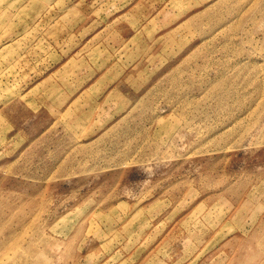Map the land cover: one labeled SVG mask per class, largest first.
Instances as JSON below:
<instances>
[{"label": "rangeland", "instance_id": "rangeland-1", "mask_svg": "<svg viewBox=\"0 0 264 264\" xmlns=\"http://www.w3.org/2000/svg\"><path fill=\"white\" fill-rule=\"evenodd\" d=\"M0 264H264V0H0Z\"/></svg>", "mask_w": 264, "mask_h": 264}]
</instances>
